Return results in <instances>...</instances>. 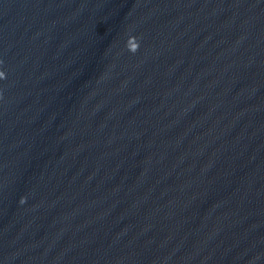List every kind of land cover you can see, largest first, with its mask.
Returning <instances> with one entry per match:
<instances>
[{
    "label": "water",
    "instance_id": "water-1",
    "mask_svg": "<svg viewBox=\"0 0 264 264\" xmlns=\"http://www.w3.org/2000/svg\"><path fill=\"white\" fill-rule=\"evenodd\" d=\"M0 71V264H264V0H0Z\"/></svg>",
    "mask_w": 264,
    "mask_h": 264
},
{
    "label": "clouds",
    "instance_id": "clouds-1",
    "mask_svg": "<svg viewBox=\"0 0 264 264\" xmlns=\"http://www.w3.org/2000/svg\"><path fill=\"white\" fill-rule=\"evenodd\" d=\"M128 49L135 53L139 49V43L136 37H130L127 42ZM5 77V73L3 71H0V78ZM23 202V201H22Z\"/></svg>",
    "mask_w": 264,
    "mask_h": 264
}]
</instances>
